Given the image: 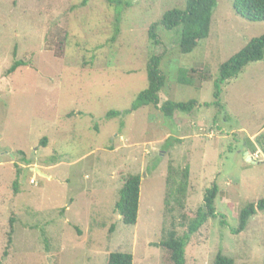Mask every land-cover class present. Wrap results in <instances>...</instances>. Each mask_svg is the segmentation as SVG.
Returning <instances> with one entry per match:
<instances>
[{
    "label": "rangeland",
    "instance_id": "obj_1",
    "mask_svg": "<svg viewBox=\"0 0 264 264\" xmlns=\"http://www.w3.org/2000/svg\"><path fill=\"white\" fill-rule=\"evenodd\" d=\"M215 2L208 37L182 55L179 30L158 28L157 45L147 31L184 0H135L124 10L106 0H0V264H106L112 252L163 264L153 244L172 224L184 234L212 184L216 217L190 237L185 264H212L219 252L264 264V214L233 232L241 209L264 198L255 144L264 133V59L219 86L222 111L213 97L219 66L264 35V23L237 16L232 0ZM151 55L161 56L165 77L159 105L196 107L173 118L153 106L106 118L146 89ZM179 70L192 85L179 84ZM186 166L179 201L167 177ZM128 175L141 179L134 226L114 210Z\"/></svg>",
    "mask_w": 264,
    "mask_h": 264
},
{
    "label": "trees",
    "instance_id": "obj_2",
    "mask_svg": "<svg viewBox=\"0 0 264 264\" xmlns=\"http://www.w3.org/2000/svg\"><path fill=\"white\" fill-rule=\"evenodd\" d=\"M109 5L121 10L131 7L135 0H106ZM216 0H184L182 9H173L165 12L158 23L152 24L148 31L147 37L152 45L158 44L157 30L162 27L165 31L179 30L178 32V50L182 55L190 54L203 40L209 35L212 11L215 8ZM232 9L237 16L247 22H263L264 23V0H232ZM120 10V11H121ZM116 26L120 19L116 18ZM119 30L116 29V36ZM264 59V35L259 38L252 39L243 49L233 55L225 63L221 64L218 69V79L214 83L213 97L216 106L222 111L223 107L219 100V86L226 84L229 80L236 78L243 69L251 64ZM161 62L160 55H151L145 65V74L147 87L136 95L135 102L128 111H109L106 118H124L133 111L142 107L153 106L158 108L163 116L173 118L177 113L188 114L196 107L195 101L187 103H176L165 101L159 105L158 94L165 83V77L159 70ZM20 63H14L7 71V74L13 73ZM186 72L178 71L179 84H191V79L185 77ZM192 85V84H191ZM123 128V124L121 126ZM176 139L169 137L165 141V147H169ZM45 141V139H44ZM44 145V142L42 143ZM255 144L264 156V133L255 139ZM45 147V145H44ZM172 171V168H169ZM189 168L186 166L180 172L174 171L167 177L168 188H174V192L180 201L184 198L188 184ZM175 178L178 181H175ZM141 179L139 175H128L122 188L119 190V198L115 203L114 210L120 217L123 225L134 226L137 221L139 193ZM16 190V182L13 185ZM217 194V187L212 184L203 194V202L201 207L196 211L193 218L187 224L184 234L177 236L174 225L171 229L164 233L161 240L154 247L161 249L163 253V264H185L184 252L190 237L198 232V230L210 219H215L214 199ZM257 214H264V198L254 203H249L241 209L238 214V226L233 232L239 233L244 230L249 220ZM13 220H9V232L7 244L11 243V233L13 232ZM132 255L129 253L112 252L108 254L106 264H132ZM212 264H234L233 260L223 256L220 252L215 255Z\"/></svg>",
    "mask_w": 264,
    "mask_h": 264
},
{
    "label": "water",
    "instance_id": "obj_3",
    "mask_svg": "<svg viewBox=\"0 0 264 264\" xmlns=\"http://www.w3.org/2000/svg\"><path fill=\"white\" fill-rule=\"evenodd\" d=\"M36 171L38 172V173H40V171L38 170V169H36ZM41 175H43V176H45L44 174H42V173H40Z\"/></svg>",
    "mask_w": 264,
    "mask_h": 264
}]
</instances>
